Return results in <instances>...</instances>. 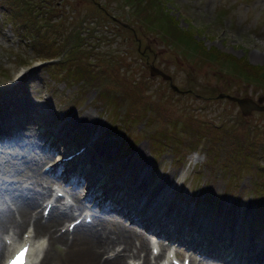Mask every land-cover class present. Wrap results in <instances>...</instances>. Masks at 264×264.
<instances>
[{"label":"rangeland","instance_id":"1","mask_svg":"<svg viewBox=\"0 0 264 264\" xmlns=\"http://www.w3.org/2000/svg\"><path fill=\"white\" fill-rule=\"evenodd\" d=\"M58 1L56 12L53 13V20L57 21L58 14L62 15V22L60 23L62 31H72L82 21L83 25L90 26V35L86 41L90 42L89 48L93 50L92 55L94 56L90 60L96 62L95 64L86 63L89 70L93 69L96 72L94 82L91 84L87 83L82 76L79 79H71V77L66 76L63 78L62 71L56 73V78L51 77L45 70L46 62L49 60L37 57V50L31 40L24 41L18 37L12 24L3 20V15L0 13V87H6L10 83L13 71L20 61L28 63L24 72L32 67L26 72L29 75L25 77L26 85L23 82V97L20 103L25 100H33L35 105L37 100L42 101L43 98H50L49 106L44 108L47 112L42 116L35 113L33 115L35 123L32 125L37 127L35 130L40 133L37 137L38 142L43 143L44 135L41 131L45 130L44 128L48 124L51 128L52 125L57 126L59 123L57 131L62 130L64 136L63 141L57 144L62 149L53 156L52 161L60 159L63 153L83 143L84 139L98 132V139L90 145L86 156L89 157L90 154H94L96 161L93 164L89 158V164L84 169L83 180H85V175L91 176L95 172L98 176L97 183L100 186L106 184V186H110L111 183L116 182V175L119 178L126 175L124 178L127 183L126 181L116 182L115 185L122 189L120 195L123 198L135 191L134 186L141 183L143 177H146V181H143L147 190L157 186L164 179L155 192L156 195H154L160 197L158 201L160 208L168 206L169 211H171V215L161 212L163 221L170 217L178 219L180 208H183L186 213L190 211L189 217L191 218H194L193 211L196 210L195 216L198 218L210 216L211 227L217 228L216 235H220L225 230L224 233L227 234V239L229 238L228 243L232 244L233 238L236 240L235 234L239 226L240 230L245 228L247 231L245 236L242 234L238 237V241L248 238V230L250 234L253 230L260 232L264 237V190L258 189V192L261 193L258 197H252L248 192L253 177L259 178L256 175L259 174L258 170L253 168L259 162L255 158L256 153L255 155L252 154L254 148H251L256 143L247 141L250 139L249 137L255 138L256 141L260 140V142L264 139V108L252 107L250 112L245 115L240 111L236 100L218 95L219 91H225L235 95H249L256 100L262 96L260 101L264 102V0H168L166 7L170 13H164L163 7H160L159 10L163 15L170 16L173 23L180 30L185 31L186 35H189L188 39L181 38L178 40L168 30V33H165L163 30L160 31L154 27L157 24L149 26L146 22L143 23L141 20L144 16L138 15V11L133 8V3H129L127 0ZM151 1L147 0V4ZM65 5L68 7L66 8ZM153 21L157 23L158 20L153 18ZM171 39L172 42L176 43L173 47L170 45L171 41L169 40ZM210 51L211 54L208 55ZM217 55H222L223 59L221 61L216 60ZM36 58L40 59L38 63H36ZM63 62H66L64 63L66 65L75 63L66 60ZM57 65L59 67L61 63ZM152 65L159 68L158 72L150 73L149 70ZM60 68L61 66L58 70ZM163 72L166 74L164 75ZM90 75L92 74L90 73ZM109 78L112 79L108 81ZM129 79L133 81V84ZM169 79L178 85V90L168 85ZM30 80L33 81V84L30 83ZM124 81L128 82L124 84ZM95 83H99V87ZM126 83H131L130 89L124 88ZM138 84L144 85V95L138 94L136 90ZM116 85L120 93L115 102L123 103L128 95L131 98H133L132 95H135L137 106H144L143 112L140 113V119H137L135 115L132 119L128 118L129 115L123 117L124 123L129 119L133 120V125L126 132V135L110 125L111 121L118 117V110L113 107L116 97L111 93L112 96H109L108 102L104 104V101L100 99L101 97L98 98L97 96L98 92L100 96L99 88L106 86L107 88L112 87L113 91L117 93ZM26 88H28L27 93L30 96L25 93ZM150 88H153V91L148 94L146 89ZM34 90H39L40 94L37 95ZM20 95V91L11 93V100L8 102L10 107L8 108L6 101L0 96V121L4 122L6 119L11 123L18 122L17 120L21 118L19 109H14V107ZM147 100H150L151 103ZM202 100L204 104L200 105ZM152 102L158 105V110L157 108L152 109L154 106ZM160 102L163 103L164 107L168 106L166 111L170 119L165 121L167 133L169 134L174 129L175 133L183 135L189 140H193V132L196 134V138L201 139L210 129L204 123L195 127L185 126L194 122L193 112L208 117L224 116L222 126L213 128V134L228 144L227 147L221 149L225 158L218 156V159L223 160L222 163L219 162L218 174H213L210 170L211 164L205 162L208 153L203 150L202 144H200L203 139L193 148L184 146L185 152L180 161L172 160L174 147L171 149L167 144H164L165 146L156 145L155 134L146 131V127L150 120L153 118L156 120L162 116L163 113L159 111ZM55 107H57L56 111H54ZM148 107L149 109H147ZM19 108H21L20 105ZM28 111L33 113L37 111V108L30 106ZM20 113L25 114L26 122L29 121L27 118L32 115L23 109ZM166 118L168 117L164 115L162 119L165 120ZM11 119L15 120L12 121ZM1 125L6 126L7 122ZM15 127L19 129L18 123ZM7 129L9 130V128ZM26 130L27 133L28 131L31 132L29 128ZM12 134H14L12 130H9L8 136ZM12 136L16 138V136ZM28 136L30 135L23 136L25 142L23 145L20 144L18 151L25 152V154L35 153L38 148L28 140ZM21 137L18 135L17 138ZM66 138L73 141L72 144H65L67 140L64 141V139ZM6 139L8 138L1 139V148L5 146L3 144ZM235 139L244 142L242 149H251L239 151L231 143L236 141ZM38 142L37 146L39 145ZM208 143L211 146H208L207 149L214 151L210 147H215L216 144L212 139ZM131 144L133 146L130 147ZM150 148H155L157 155L151 153ZM2 154L4 152L0 153V158ZM121 154L122 158H118ZM77 158H70L68 162L65 160L64 164H68ZM261 159L264 161V155L261 156ZM46 160L44 158L37 162V170L46 173V170L40 169L42 162ZM21 161L29 164L26 158H22ZM50 161L47 160L46 162L49 163ZM11 162L10 165H6L0 161V165L12 169L17 163ZM111 164L113 167H110ZM193 164L195 166H192ZM59 165H61V171L66 167L63 163ZM19 166L21 167L22 164ZM11 173L13 174V172ZM225 177L229 182H226ZM55 178H58L60 185L62 183L70 184L65 183L62 177H54L53 180ZM203 180H205V185H203ZM228 183L234 184V186H230ZM89 185L90 182L86 181L81 183L78 188L74 187L81 195L90 192L87 198L82 196L84 199H81L80 205L87 204L94 207L93 210L97 214H108L109 209H101L97 206L96 201L91 200L92 193L95 191ZM201 185L203 187H200ZM226 189L231 191H226ZM63 191L67 193V189L66 191L63 189ZM105 195L96 194L95 197L100 202ZM68 197L72 201V196L68 195ZM194 200L197 204L195 207L192 202ZM109 202L111 203L109 199L102 201L104 204ZM87 209L89 208L86 206H80L76 211L80 210V213H83L84 210L90 211ZM112 211L118 213L115 210ZM82 215L81 218L84 220ZM114 215L117 216V214ZM123 217L119 219L127 225H132V227L143 231L147 236H155L148 234L140 222L131 221L127 214L126 219ZM225 217L226 221H224ZM240 217L243 218V221H240ZM145 221L143 224L147 226L148 220ZM199 221L200 219H197L201 225L207 224L206 220ZM214 222L217 224H213ZM65 225L66 220L60 225L57 224V232L63 230ZM99 225L97 222V226ZM165 225L167 226L166 223ZM224 225L227 226L226 229L223 228ZM236 225L237 227L230 231ZM67 233L71 235L70 231ZM162 234L163 236L166 235L164 231ZM155 237L158 238V242L161 240L164 241L163 243L167 242L159 236ZM212 238L215 239L210 232L208 239L212 240ZM48 240L47 237V242ZM214 242L215 240H213ZM253 242L251 239L247 240L245 252ZM168 244V247L172 246L173 248L177 245L173 242H168ZM191 244L194 245L193 242ZM254 244L256 251L258 249L256 245L259 244L256 242ZM66 245V243L56 241L52 246L53 249L56 247L60 251L58 254L59 262L62 261L63 264H94V262L91 263V261L79 257L74 244ZM237 245L229 247L227 252L224 250L223 253L214 251V255H211V250L208 249L202 250L200 248V254L190 250L194 256L193 264H196L197 261L199 264H229L227 262L228 257L222 260L220 257L222 255L227 256L229 252L237 249ZM115 247L120 246L117 244ZM62 248H64L63 253H61ZM148 248L150 250L151 246ZM167 248L161 250L164 252ZM185 251L189 253L187 252L189 250ZM163 252L161 251L155 260L151 257L150 264H156ZM248 252L249 250L246 252V256H248ZM107 253L108 249L101 252V256L104 258ZM40 256L41 254L37 260ZM130 256H132L130 252H124L125 259L129 260ZM48 261L43 264H59L54 259ZM38 264L40 263L38 262Z\"/></svg>","mask_w":264,"mask_h":264},{"label":"bare ground","instance_id":"2","mask_svg":"<svg viewBox=\"0 0 264 264\" xmlns=\"http://www.w3.org/2000/svg\"><path fill=\"white\" fill-rule=\"evenodd\" d=\"M15 85L11 86L10 88L0 87V93L4 94L5 92L9 90L14 89ZM20 106L21 108H18L19 114L23 116L22 117L20 116L21 118L18 119L20 120V123L19 122H15V123H18V125L20 124V126L22 127L25 125L26 118H25L24 113H20L21 109H23V111L26 112V110H30V106H33L35 108H37V106L34 105L33 100L32 101L25 100L24 102L20 103ZM7 122L10 126L14 124V123H11L10 121H7ZM3 123L4 122L1 120L0 124H3ZM27 138L28 140L33 142L35 146L37 147L36 139H34L31 135L28 136ZM51 153L52 151H46V152L41 151L40 152L37 149L35 153L25 154L23 156V158H26L27 161L29 162L28 165L25 163L17 162V164H15V167L12 169H9L8 167H1L0 165V177L2 173H5V172H13L14 174L13 178H15V176L21 173L23 177L30 178V182L32 184H39L40 179L38 177L45 176L49 172H52V170L54 169V166L53 165L49 166V168L46 169V173H45V171L42 172L39 169L37 170V162L39 160H42L44 158L51 156ZM3 155L4 154H2L1 157ZM19 164H22V166L20 167ZM145 179L146 177H143L141 183H138L137 186H134L135 191L131 194H128L123 198H116L115 196H111V200H113V202H111L110 208L118 209L119 211L127 214L129 217H132L133 219H135V221L137 222H143L145 219L151 220V217L158 214L159 212H163L168 215H171V211H169L168 206H163L162 208L159 207L158 201L160 200V197L154 196L156 195L155 192H157V190L160 187V184H162L164 179L160 182V184H158L157 186H154L155 188L153 187L148 190L144 184V181H146ZM13 183H14L13 180H10L9 182H7V184H9L10 186ZM68 190L73 191L71 194L74 198V203L77 206H83V205H80L81 199H84L81 196V193L78 192V190L74 188H68ZM93 190L95 191L94 188ZM49 192H50V185L49 183H47L46 185H42V187H40V189L35 192L39 194L35 196L36 198L18 197L17 198L18 204L16 205V207L10 206V208H5L3 210H2L3 207H1L0 209V225L5 223L7 219H10V223H12L16 227L15 230L18 231L19 230L18 225H20L21 223H23L24 225L26 222H29L32 226V229L35 231V234H40V233L47 234V237L49 238V240L46 243L47 246L44 247L43 255H41L40 257V261L42 263L48 261L49 259L51 260L54 259L59 262L58 254L60 253V251L56 247L55 249H53L54 247L52 248V246H54L56 241L66 243L68 246L74 244L76 247L75 248L76 253L79 255V257H83V260L91 261V263L94 262V264L95 263L96 264H150L151 263L150 252L152 251V249L149 250L148 248L149 240H148V237L145 235V233L143 231L137 230L136 228L132 226L127 225L126 223H124L122 220H120L116 216H113L110 214L95 213L94 214L95 223L91 225H87V226H82V224H78L75 227V229L71 231V235H68L67 233L68 223L66 224L65 230L60 231L58 229L59 232H57L56 231L57 224L65 218V215L68 212L65 211V209L64 210L59 209L62 211L54 212V213L52 212L48 214L47 216H43V214L40 213L38 207H39V203L41 199L47 196L46 197L47 199L53 198L55 201H57V199L60 198L59 193L57 192L49 193ZM87 193L88 192H86L85 194ZM110 195L111 194H107V196H110ZM91 200L96 201L99 205L103 206L102 203L99 202L98 199H96L95 195H92ZM60 202L64 203L63 201H59V203L55 202V204L58 206ZM43 206L44 205H42V208ZM201 221L202 220H200L199 222ZM224 221H226V217ZM97 222H99L100 224L99 226H97ZM182 238L184 239L185 242H187L189 246H192V247L196 246L194 242L195 237L193 234L190 235L189 237H182ZM43 242L44 240L42 238V243ZM191 242H193L194 245H192ZM262 243H264V241L260 242L259 245H256L258 246V249L256 251H255L254 242L251 243V246H248L249 247L248 249H246L247 251L249 250L248 252L249 254L247 257L253 263H259V262L263 263L264 262V245H262ZM117 244L120 247H115V245ZM153 244H156V242H152V245ZM31 246L32 247H30V249H33V244ZM164 247H165V244L163 242H159V249L155 253L152 254V257L154 260L159 255L160 250ZM64 248H62L61 253H63ZM107 249H108V253L103 258L101 256V252ZM120 251H123V253H120ZM126 251L130 252V254L132 255L130 256L131 258H129V260L127 258L126 259L124 258V252ZM34 254H36L35 250H34L33 255ZM251 255H252V258H251ZM28 256H30V253H28ZM168 257L164 258V256H162L161 260L158 261L157 264H163L162 263L163 259H166L165 264H172L168 260ZM136 258H139V259L135 260ZM191 262H192V259H191ZM60 263L63 264L62 261H60L59 264Z\"/></svg>","mask_w":264,"mask_h":264},{"label":"trees","instance_id":"3","mask_svg":"<svg viewBox=\"0 0 264 264\" xmlns=\"http://www.w3.org/2000/svg\"><path fill=\"white\" fill-rule=\"evenodd\" d=\"M12 1H14L18 5L19 9H16L14 7V11L11 9V11L9 12V14H11L12 12H15L16 18L20 19L21 21L24 20L23 17L25 15V13H26V16L29 17V14L31 13V9L32 8L33 9L36 8L34 1L32 3L31 0H12ZM127 1H131L133 3V5H134V7H135L136 10L144 11V14L143 15L146 18V21H149L150 22V24H149L150 26H153L154 24H157V27L158 28H163L164 31L168 30L169 32H171V34L174 33L175 36L177 35V37L179 39H181V38L188 39L189 38L188 37L189 35H186V32L185 31L180 30V28L177 27L173 23L172 19L169 16L163 15L160 11H157V9L159 10V7L157 8V3L158 2L156 0H152L147 6H142L141 5L144 2L147 4V0H127ZM147 7L154 8V11L156 10L157 13L151 12V11H146L145 8H147ZM159 12L161 14H159ZM152 15L157 18V20H158L157 23H155L151 19ZM51 26H52V29L53 30L60 29V27L57 24H55V25H52L51 24ZM77 50L81 53V52H85L84 50H86V48H84V46L82 48L81 47H77ZM87 50H88V48H87ZM210 54H211V51L208 52V55H210ZM67 72H72V70L71 69H68ZM263 73H264V69H263Z\"/></svg>","mask_w":264,"mask_h":264},{"label":"water","instance_id":"4","mask_svg":"<svg viewBox=\"0 0 264 264\" xmlns=\"http://www.w3.org/2000/svg\"><path fill=\"white\" fill-rule=\"evenodd\" d=\"M220 94H222V92H220ZM226 95L232 98H236L240 106H242L245 111L250 110L253 106L264 107V103H259L255 99H253V97L248 95H235L230 93H226ZM259 98L261 99L262 96H260Z\"/></svg>","mask_w":264,"mask_h":264},{"label":"snow or ice","instance_id":"5","mask_svg":"<svg viewBox=\"0 0 264 264\" xmlns=\"http://www.w3.org/2000/svg\"><path fill=\"white\" fill-rule=\"evenodd\" d=\"M25 252L26 250L20 252L19 255L13 261L10 262V264H19V262L24 258Z\"/></svg>","mask_w":264,"mask_h":264}]
</instances>
